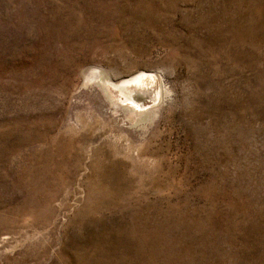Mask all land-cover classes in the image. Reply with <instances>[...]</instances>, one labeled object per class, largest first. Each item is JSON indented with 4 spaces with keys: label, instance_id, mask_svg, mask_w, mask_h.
<instances>
[{
    "label": "rangeland",
    "instance_id": "obj_1",
    "mask_svg": "<svg viewBox=\"0 0 264 264\" xmlns=\"http://www.w3.org/2000/svg\"><path fill=\"white\" fill-rule=\"evenodd\" d=\"M0 264H264V0H0Z\"/></svg>",
    "mask_w": 264,
    "mask_h": 264
},
{
    "label": "bare ground",
    "instance_id": "obj_2",
    "mask_svg": "<svg viewBox=\"0 0 264 264\" xmlns=\"http://www.w3.org/2000/svg\"><path fill=\"white\" fill-rule=\"evenodd\" d=\"M97 74L99 75V80L103 78L102 73L97 72ZM104 79L105 78L101 79L100 86L103 87V90L107 95H109V91H108L109 86H114L115 89H117L118 92L126 99V101L131 100L130 102H135V103H137V100L139 101L138 99L139 97L137 96L138 93H143L140 92L142 90L141 89L142 87H147L148 89V87H150L151 85L153 86L158 85L157 78L153 74H147V73H138L128 79L120 81L118 84L108 83ZM149 91H152V89L149 88Z\"/></svg>",
    "mask_w": 264,
    "mask_h": 264
}]
</instances>
